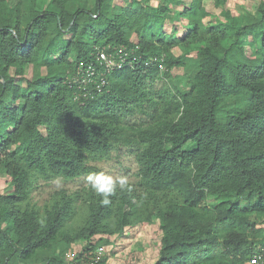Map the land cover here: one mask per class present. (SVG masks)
<instances>
[{"label":"trees","instance_id":"obj_1","mask_svg":"<svg viewBox=\"0 0 264 264\" xmlns=\"http://www.w3.org/2000/svg\"><path fill=\"white\" fill-rule=\"evenodd\" d=\"M206 1L0 0V176L10 182L0 264H78L66 261L78 240L82 256L105 235L151 224L154 264H250L263 252L264 0L255 14L216 0L219 17ZM178 19L184 29L168 33ZM121 46L137 61L81 94L70 81L79 66L105 71L97 51ZM138 114L146 120L131 124ZM121 146L135 149L139 180L117 185L107 205L90 184L33 201L39 178L90 174L92 160Z\"/></svg>","mask_w":264,"mask_h":264},{"label":"rangeland","instance_id":"obj_2","mask_svg":"<svg viewBox=\"0 0 264 264\" xmlns=\"http://www.w3.org/2000/svg\"><path fill=\"white\" fill-rule=\"evenodd\" d=\"M190 2L191 0H186ZM216 0H207L206 5L212 16H221L222 7L215 5ZM46 3V1L44 2ZM256 0H229L226 7L234 10L235 12H251L255 14ZM184 5H179L177 8H182ZM167 31L171 32L172 29L183 30L184 25L181 19L167 22ZM242 45L245 48L246 54H252L255 46V41L252 33H246L242 37ZM180 50L175 49V53ZM175 74L181 75L182 79H185L186 72L181 68L173 70ZM28 77L30 73L26 74ZM25 85V82H20ZM161 82H156L155 87L159 88ZM143 115L138 114L130 118L131 124H139L142 121ZM89 164L94 167V170L87 175H83L72 180H64L61 178L47 181L43 178L37 180L34 191L32 193V199L40 206L48 200L53 193L57 190L65 189L69 192L86 186L89 183L88 176L96 174L110 175L113 178L126 177L128 181H138V163L135 157V149L128 146H121L119 149L108 153L107 157L103 159L92 160ZM10 189L9 178L5 175L0 176V193L8 191ZM245 205L244 203H242ZM74 225L79 226L84 222L85 213L84 208H79L75 215ZM99 237L97 235L92 243ZM108 243L102 246H97L96 249L90 248L88 252L80 256L77 251V247L82 243L78 240L74 243L66 255V261L69 263L74 260L75 257L90 258L94 257L100 262L104 261L107 257L105 264H154L159 257V245H160V229L157 224H151L148 227L142 225L127 227L121 236L105 235Z\"/></svg>","mask_w":264,"mask_h":264},{"label":"built area","instance_id":"obj_3","mask_svg":"<svg viewBox=\"0 0 264 264\" xmlns=\"http://www.w3.org/2000/svg\"><path fill=\"white\" fill-rule=\"evenodd\" d=\"M138 49V46L136 47ZM136 50H129L125 46L115 47L112 51L104 47L96 53V59L105 71L99 69L96 64H87L85 67L81 64L77 69L78 75L70 81L78 83V87L83 91L81 94L88 96L92 93L93 89L102 91L103 87L108 81L107 74L104 72H110L115 69H121L125 65H133L137 61L135 55ZM75 264V263H70ZM78 264H100V261L94 257L79 259ZM250 264H264V250L263 252L256 253L250 260Z\"/></svg>","mask_w":264,"mask_h":264},{"label":"clouds","instance_id":"obj_4","mask_svg":"<svg viewBox=\"0 0 264 264\" xmlns=\"http://www.w3.org/2000/svg\"><path fill=\"white\" fill-rule=\"evenodd\" d=\"M88 181L92 190L103 197L101 203L105 205L109 203V196L115 192L117 185L122 190L128 186L126 177L113 178L102 173L94 176L89 175Z\"/></svg>","mask_w":264,"mask_h":264}]
</instances>
